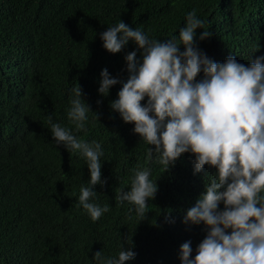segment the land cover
Masks as SVG:
<instances>
[{
  "label": "trees",
  "instance_id": "obj_1",
  "mask_svg": "<svg viewBox=\"0 0 264 264\" xmlns=\"http://www.w3.org/2000/svg\"><path fill=\"white\" fill-rule=\"evenodd\" d=\"M192 9L212 33L200 40L203 29L198 28L194 38L208 57L223 62L229 55L252 60L264 55V0H0V264H95L97 251L117 255L108 250L117 239L133 244L136 253L125 264H152L151 254L158 257L155 264L169 261L172 246L160 245L185 233L179 221L172 227L169 219L160 225L154 221L146 231L131 206L118 205L114 196L130 187L134 169L150 167L157 184L151 205L160 203L178 214L181 204L198 193L197 180L183 178L194 154H182L167 171L146 161L147 145L131 136H139L134 124L110 109L122 84L97 103L94 83L105 68L126 82L124 57L136 48L129 40L110 57L103 54L98 42L109 26L122 20L166 40L178 36ZM22 51L30 60L26 69L17 63ZM137 58L142 59L139 51ZM78 85L93 92L89 106L98 120L88 113L86 131L77 135L100 142L107 164L100 204H108L109 211L96 221L74 196L82 159L56 145L47 131L53 113L74 129L67 108L69 90ZM128 156L131 166L122 168Z\"/></svg>",
  "mask_w": 264,
  "mask_h": 264
},
{
  "label": "clouds",
  "instance_id": "obj_2",
  "mask_svg": "<svg viewBox=\"0 0 264 264\" xmlns=\"http://www.w3.org/2000/svg\"><path fill=\"white\" fill-rule=\"evenodd\" d=\"M198 28L203 29L200 40L212 35L192 9L178 36L166 40L150 37L122 20L100 33L98 47L108 57L129 40L136 48L124 57L126 82L106 68L101 70L99 84L94 83L97 103L109 95L112 86L122 84L117 98L109 102L110 109L125 123L134 124L139 136H131L147 145L146 161L167 171L182 154H194V161L183 169V178L197 180L198 188L181 204L178 214L160 203L151 205L157 184L150 179L151 168L143 167L133 170L130 187L120 188L114 200L131 206L136 222L146 231L154 221L160 225L169 219L171 227L179 221L185 233L160 245L161 249L172 246L165 264H264V55L255 60L229 55L217 62L198 47L194 39ZM138 51L142 59L137 58ZM29 61L23 51L17 58L24 69ZM92 100V91L74 86L67 108L74 129L53 113L47 131L56 145L82 159L74 196L96 221L109 211L108 204H100L106 183L105 153L93 136L84 140L77 135L86 131L88 113L98 120L89 106ZM128 166L130 156L122 168ZM132 247L125 239L112 240L108 250L117 255L105 256L100 250L92 259L95 264H125L135 259ZM148 260L158 263L154 254Z\"/></svg>",
  "mask_w": 264,
  "mask_h": 264
}]
</instances>
